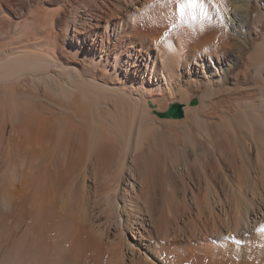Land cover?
Listing matches in <instances>:
<instances>
[{
    "label": "bare ground",
    "instance_id": "6f19581e",
    "mask_svg": "<svg viewBox=\"0 0 264 264\" xmlns=\"http://www.w3.org/2000/svg\"><path fill=\"white\" fill-rule=\"evenodd\" d=\"M123 1L124 15L106 0L78 2V16L69 20L64 35L71 58L56 56L57 35L49 32L50 52L0 54V264H264V195L251 198L241 185L234 188L232 180L242 172L229 158L226 168L222 144L215 141L222 128L235 125L211 122L202 131L198 104L184 105L183 120H162L156 113L168 95L178 93L188 102L192 92L205 87L204 106L216 85L230 87L229 79L236 85L247 80L249 86L259 75L264 82V0ZM25 5L28 14L35 10L32 0H0V13L13 15ZM9 19L4 20L8 27ZM93 24L101 31L91 30ZM150 36L155 40L141 44ZM40 72L48 78L44 87L54 92L55 100L45 94V106L36 97L18 98L9 85ZM247 102L237 112L241 128L252 136L253 126L264 130V114L256 111L264 106ZM163 125L177 133L163 136ZM165 143L173 153L155 151ZM244 143V157H238L250 161L257 145ZM214 157L225 168L208 174L206 165ZM195 176L204 186L194 183ZM163 185L172 194L164 203L166 214L158 207L159 217L157 190ZM222 187L236 196L229 197V205ZM94 195L93 213L86 203Z\"/></svg>",
    "mask_w": 264,
    "mask_h": 264
},
{
    "label": "rangeland",
    "instance_id": "374dc122",
    "mask_svg": "<svg viewBox=\"0 0 264 264\" xmlns=\"http://www.w3.org/2000/svg\"><path fill=\"white\" fill-rule=\"evenodd\" d=\"M80 1H82V0H32V3H33V6L35 7V10L33 11V12H31L30 14H28V10H29V6H27L26 7V5H25V8L24 9H20V11L17 9V13H14L13 15L12 14H6L5 12L3 13V14H1L0 15V17H1V22H4V20H6L7 22H8V19H9V17H10V19H12L11 21H10V19H9V21H10V24H11V26L9 25V27H8V23L5 21L4 23H1L0 24V54H2V55H4V53L5 54H10V53H13V52H22V51H26V52H30L29 51V49L32 51V53H44L45 51L44 50H46V52L45 53H47V52H50V48H48V46L50 47V43H48V41H46V40H48L47 39V37H46V34L48 35L49 33H50V35L51 36H54V35H57V46H58V48H60V50H62V51H60L58 48H56V56L58 55V56H60V57H65V58H71V55H69L68 54V52H69V49H68V45H67V43H66V41L64 40V35H65V30H67V28H68V26H67V23L69 22V20L70 19H74L75 17H77L78 15L76 14H74V12H76L77 10H80V8L79 9H77V7H78V2H80ZM85 1V0H84ZM87 1V0H86ZM100 1H102V0H100ZM105 1V0H104ZM161 0H157V3L159 4V5H163L164 4V2L163 3H161L160 2ZM164 1V0H163ZM165 1H167V0H165ZM106 2H108L109 4H110V6H112L113 7V5H115V7H117V12L119 11V14L120 15H124L125 13H126V6H125V3H124V1L123 0H106ZM121 2V3H120ZM153 2H151V3H149V4H152ZM149 4H147L146 5V7L147 8H152L153 7V5H154V3H153V5L151 6V7H148V5ZM125 6V7H124ZM61 9V10H60ZM76 9V10H75ZM40 11V12H39ZM61 11V12H60ZM16 12V11H15ZM27 12V13H26ZM39 12V13H38ZM54 12V13H53ZM78 13V12H77ZM23 16H22V15ZM253 14H254V12H253ZM5 15H7L8 16V18H7V16H5ZM75 15V16H74ZM17 16V17H16ZM6 18V19H4V18ZM26 17V18H25ZM27 17H28V22H26V24L25 23H23L24 21H26L27 20ZM26 20H25V19ZM124 18H126L125 16H123V17H121V19L123 20V21H125L124 20ZM19 19V21H20V23L18 22V21H16V20H18ZM121 19H119V20H121ZM3 20V21H2ZM24 20V21H23ZM16 22V23H15ZM52 22H54V23H52ZM14 23L17 25V23H18V25L16 26V25H14ZM5 26H4V25ZM12 24H13V26H14V28H13V26H12ZM20 24V25H19ZM24 24V25H23ZM101 24H103V22L101 23ZM7 25V26H6ZM97 25H99V24H97ZM97 25H95V24H93L91 27H92V29L91 30H94V29H99L100 31H101V27H97ZM38 26V27H37ZM19 29V31H18V29ZM25 30H24V29ZM42 28V29H41ZM6 30V31H5ZM103 30H106V28H105V26L103 27ZM20 32V33H19ZM49 32V33H48ZM2 34V35H1ZM7 37H6V36ZM42 35V36H41ZM4 36V37H3ZM153 36V35H152ZM27 38H28V40H27ZM43 38V39H42ZM46 38V39H45ZM149 39L150 40H155V39H152V37L150 36V37H148V38H146L145 40H146V42H144V41H141L142 43L141 44H144V43H148V41H149ZM15 40V41H14ZM20 40H22V41H20ZM31 40V41H30ZM10 41V42H9ZM33 41V42H32ZM45 42V43H44ZM48 43V46H47V43ZM166 42V41H165ZM168 42V41H167ZM9 43V44H8ZM12 43V44H11ZM60 43V44H59ZM5 44V45H4ZM66 44V45H65ZM14 45V46H13ZM3 46V47H2ZM35 46V47H34ZM38 46V47H37ZM40 46V47H39ZM8 47V48H7ZM6 48V49H5ZM48 48V49H47ZM124 48V47H123ZM4 49V50H3ZM37 49V50H36ZM42 49V50H41ZM36 50V51H35ZM48 50V51H47ZM64 50V51H63ZM2 51V52H1ZM13 51V52H12ZM39 51V52H38ZM155 51V50H154ZM61 53V54H60ZM66 54V55H65ZM126 57V56H125ZM73 60H75L74 58H73ZM124 65H125V63H124ZM212 67L214 68V69H216V70H218V67L216 66V65H214V64H212ZM200 70V69H199ZM51 72V71H50ZM255 71L253 70V73H254ZM45 73V72H44ZM41 74V72L40 73H38L37 74V76L36 77H33V76H31V78H29L30 76L29 75H27V76H25V77H23L22 79L20 78V79H18V80H13V84H12V82H11V84H9L10 86H11V88H13V87H15V88H13V89H15L14 91H17L18 92V90H19V92L17 93H15V94H19L18 95V98L20 97L22 100L24 99L25 101H27V100H30L29 98H32V97H36L39 101L37 102L39 105H42L43 104V106H45V104L47 105V102H48V100H47V98H48V94H50V98H52V100L54 99V97H52V96H54L53 94L51 95V92L52 93H54L53 91H50L51 89H49L48 87H47V85L44 87V83L46 84L47 83V79L48 78H46L47 76H45V74ZM203 72L200 70L199 72H198V75L199 74H202ZM215 74V79H219L220 78V72H219V70H218V72H215L214 73ZM43 75L45 76V77H43ZM27 77V78H26ZM120 77H122V73H120L119 74V78ZM258 77H260L259 75H257V78L255 77V81H254V78H252L251 80H249V86L248 85H246L245 86V84H247V80H246V82L244 81H242V83L241 84H238L239 85V87H240V85H241V87H240V89H238L239 87H236V86H238V85H236V84H233L234 82V79H229V80H231L230 82H228L229 84H230V87H225V88H223V86L221 87V86H215V88L213 89V90H215V92L214 91H212L211 90V92H209V93H212V92H214L215 94H213L212 93V95H208V97L207 98H209V99H212V101H210V103H212V104H206V105H208L207 107H209V108H207V107H205L206 105H204V106H202L201 104H200V98H201V96H202V94L205 92V91H203L204 89H205V87H203L202 88V90L200 91L199 89H198V91H195V92H192L191 93V95H190V97H188V102H186L187 101V98H183L184 100H186V101H184L183 99H181L179 96H178V93L177 94H174V95H172V97H171V95H168V96H166V99H164L163 100V105H162V107H161V111H165L166 109H168V107H169V105L171 104V103H173V102H181V103H184V105H189V106H196V104H198V108H199V113H197L198 115H200V116H198V121H199V127L200 128H203L202 129V131H204V128H206V126L208 125V126H212V125H220L221 123H223V124H228L229 123V125H230V123L232 122L234 125H235V129L232 127V126H234V125H231L230 127H232L231 129H229L228 131H227V129L226 128H222L223 130H221V135H219V137L221 136V137H223V138H225V139H222L221 137L220 138H218V136H216V138H215V141H216V143H220V144H222L221 145V148L220 149H222L221 151V155H222V158L224 159V165L226 166V168L227 169H230L231 167H230V164H227V159L229 158V159H231V161L233 160L234 161V167H235V169L239 172V173H241L242 172V174H241V177L239 176V175H235V177L233 178V180H232V183L234 182V188L235 187H237L238 185H241V191L243 190V189H245V191L243 190L242 192H244V193H246L247 195H248V197H251V198H255V196H258L259 195V193H260V195H264V130L262 129V130H260L261 129V126L260 125H257V127H256V125L255 126H253V128L255 127V133L253 134V135H255L254 137L256 138H253V135L252 136H249V132H246L244 129L245 128H241V127H243V124H241V122L242 121H240V120H242V115L241 116H239L240 114H241V108H243V106H245V104L247 105H249L250 103L249 102H247V101H254V100H256V101H254L253 103V106L255 107V106H257L256 104L258 103V106L259 105H263L264 106V103L262 104L261 103V100L260 99H264V85H262L261 84V87H260V83H263L264 84V82L259 78L258 79ZM46 78V79H45ZM40 79V80H39ZM42 79V80H41ZM61 79H63V77L61 78ZM29 80V81H28ZM38 80V81H37ZM32 81V82H31ZM44 81V82H43ZM219 81V80H218ZM253 81H254V83H253ZM258 83H257V82ZM262 81V82H261ZM20 83V85H17V84H14V83ZM18 83V84H19ZM35 83H37V84H35ZM244 83V84H243ZM251 83L252 84H255V86H251V88H250V85H251ZM256 83L258 84L257 86H259L258 88H257V86H256ZM30 84V85H29ZM33 84V85H32ZM13 85H15V86H13ZM43 85V86H42ZM37 86V87H36ZM243 86H244V89L245 88H247L245 91L243 90ZM262 86H263V88H262ZM30 87H33V88H30ZM46 87L48 88V92H46L47 90H46ZM219 87L221 88V90L219 89ZM253 87V88H252ZM255 87L257 88L256 90L258 91H256L255 90ZM28 88H29V90H28ZM44 88V89H43ZM230 88H232V90H230ZM234 88V89H233ZM250 88V89H249ZM41 89V90H40ZM217 89V90H216ZM261 89V90H260ZM25 90V91H24ZM29 92H27V91ZM228 90H230V91H228ZM233 90H234V92H233ZM252 90H255V91H252ZM20 91H22V92H20ZM31 91H35V92H31ZM45 91V92H44ZM203 91V92H202ZM249 91V92H248ZM250 91H252L253 93H251ZM263 91V92H262ZM26 92V93H25ZM50 92V93H49ZM201 94H200V93ZM224 92V93H223ZM231 92V93H230ZM242 92H243V95H241L242 94ZM254 92H255V94H254ZM29 95H28V94ZM32 93V94H31ZM34 93V94H33ZM35 93H38V94H35ZM40 93V94H39ZM43 93V94H42ZM196 93V94H195ZM199 93V94H198ZM228 93H229V95H228ZM249 95H248V94ZM258 93V94H257ZM261 93V94H260ZM263 93V94H262ZM21 94V95H20ZM23 94H27V96H31V97H27V96H23ZM45 94H47V95H45ZM193 94V95H192ZM224 94V95H223ZM246 94V95H245ZM252 94V95H251ZM34 95H38V96H34ZM43 95L44 96H46V98L45 97H43ZM239 97H238V96ZM241 95V96H240ZM43 98H42V97ZM200 96V97H199ZM225 96V97H224ZM243 96V97H242ZM252 96L254 97V98H256V99H254V98H252ZM25 97V98H24ZM26 97H27V99H26ZM199 97V98H198ZM221 98V99H219V98ZM241 97V98H240ZM249 98V99H246V98ZM251 97V98H250ZM258 97V98H257ZM263 97V98H262ZM168 98V99H167ZM171 98V99H170ZM229 98H231V99H229ZM240 98V99H239ZM242 98H245V99H243L242 100ZM57 99V98H56ZM197 100V103L196 104H192V101L193 100ZM214 99V100H213ZM216 99V100H215ZM226 101H225V100ZM260 101H259V100ZM43 100V101H42ZM55 100V99H54ZM168 100V101H167ZM224 100V101H223ZM240 100V101H239ZM247 100V101H246ZM17 101V100H16ZM31 101V100H30ZM165 101V102H164ZM215 101V102H214ZM236 101V102H235ZM242 101V102H241ZM258 101V102H257ZM264 100H262V102H263ZM40 102H43V103H40ZM45 102V103H44ZM221 103V106H220V103ZM224 102V103H223ZM242 104H241V103ZM245 102V103H244ZM247 102V103H246ZM34 103V102H33ZM187 103V104H186ZM216 105H215V104ZM238 103V104H237ZM240 103V104H239ZM48 104H49V102H48ZM244 104V105H243ZM228 105V106H227ZM240 105H242V106H240ZM251 105H252V103H251ZM167 106V107H166ZM210 106H215V111L213 112V107H210ZM233 106H234V108H233ZM257 106V107H258ZM257 107H256V109H257ZM259 107H261V106H259ZM162 108H163V110H162ZM165 108V109H164ZM210 108H212V109H210ZM221 108V109H220ZM231 108V109H230ZM261 108H263L264 109V107H261ZM208 111H207V110ZM226 109V110H225ZM238 109V110H237ZM239 109H240V114H238L239 112H237V111H239ZM230 112H229V111ZM259 110L261 111V112H259ZM201 111V112H200ZM207 113H206V112ZM209 111H212L213 113L212 114H210L209 113ZM236 111V112H235ZM257 112H259V113H261V114H264V113H262V112H264V110H261L260 108H258L257 110H256ZM216 112V113H215ZM218 112H221V114L220 115H218L217 113ZM226 112V113H225ZM256 112V113H257ZM229 113H230V116L231 115H233V117L231 116V117H229ZM186 114V113H185ZM205 114H207V116L205 115ZM217 114V115H216ZM223 114V115H222ZM208 115H210V116H212V117H210V116H208ZM225 115V116H224ZM238 116V117H240L241 119H239L238 117L237 118H235L236 116ZM158 116V115H157ZM213 116H214V118H213ZM159 117V116H158ZM186 117V115L183 117V118H178V119H172V120H183L184 118ZM207 117H209V118H207ZM223 117H225V118H223ZM160 118V117H159ZM219 118V119H218ZM223 118V119H222ZM230 118H232L231 120H230ZM160 119H162V120H165V119H167V118H160ZM209 119H210V121H209ZM213 119V120H212ZM217 119V120H216ZM227 119L229 120V122L227 121ZM235 119V120H234ZM206 120H208L207 122H206ZM223 120H226L225 122H222ZM233 120V121H232ZM205 121V122H204ZM213 121H217L218 123H216V122H213ZM220 121V122H219ZM231 121V122H230ZM240 121V122H239ZM202 122V123H201ZM204 122V123H203ZM215 123V124H212V125H210V123ZM240 124H239V123ZM208 123V124H207ZM11 124H9V126H8V129H7V139H9L10 140V129H11V126H10ZM237 126V127H236ZM240 126V127H239ZM104 127V126H103ZM164 128H168V129H164ZM238 130H237V129ZM252 128V129H253ZM104 129H106V127H104ZM103 128L101 129V131L103 130V132L104 133H106V131L104 130ZM172 131H171V130ZM225 129H226V131H225ZM233 130V131H232ZM234 130H236V131H234ZM260 130V131H259ZM161 134L163 135V136H165V137H171L172 135H173V132H174V134H176L177 133V129L175 130V127H173V126H170V125H163V127L161 128ZM219 131H220V129H219ZM224 131L225 132H227V133H225L224 134ZM232 131V132H231ZM165 132V133H164ZM176 132V133H175ZM229 132V133H228ZM254 132V131H253ZM172 133V134H171ZM220 133V132H219ZM224 135H223V134ZM235 133V134H234ZM258 133H260V134H258ZM262 133V134H261ZM166 134H168V135H166ZM228 134V135H227ZM234 134V135H233ZM239 134V135H238ZM170 135V136H169ZM236 135V136H235ZM237 135H238V137H237ZM259 137H257V136ZM8 136H10V137H8ZM225 136V137H224ZM237 137V138H236ZM250 137V138H249ZM263 137V138H262ZM241 138V139H240ZM252 138V139H251ZM219 139V140H218ZM226 139H227V141H226ZM238 139H240V140H238ZM8 140V143L9 144H11V141H9ZM225 140V141H224ZM238 140V141H237ZM251 141V140H255V143H256V145H257V149L255 148V150L253 151V150H251V152H250V156H252V158L250 157V161H249V159L247 158V156H246V159H245V161H243V160H240V158H241V156L242 157H244L243 155H241L243 152H245L244 150V146L246 145V143H244V142H248V141ZM115 141V140H114ZM117 141H115L114 143H116ZM227 142V143H226ZM233 142V143H232ZM237 142V143H236ZM235 143V144H234ZM219 144V145H220ZM117 145H118V143H117ZM117 145L115 144V146L117 147ZM168 144L167 143H165V145L162 147V148H155L156 150V152H164V153H168V151L169 152H171V153H173L172 152V150H173V148H171L169 145L167 146ZM235 145V146H234ZM239 147H238V146ZM119 146V145H118ZM227 146V147H226ZM224 147V148H223ZM238 148V149H234V148ZM259 147V148H258ZM11 148V147H10ZM160 149V150H159ZM219 149V150H220ZM227 149H228V151H227ZM232 149V150H231ZM243 149V150H242ZM234 150V151H233ZM258 151V153L256 154L255 152H257ZM233 151V152H232ZM241 153H240V152ZM243 151V152H242ZM226 152V153H225ZM229 152V153H228ZM231 153V154H230ZM233 153H235L234 155H233ZM236 153H238V154H236ZM225 154V155H224ZM240 154V158L238 157V155ZM258 154H259V156H258ZM237 155V156H236ZM235 156L237 157V158H235ZM239 158V159H238ZM214 159V160H213ZM212 159V163H210V164H208V167H207V165H206V171H207V173L209 174L211 171H210V169H214V170H221V168H222V170L225 168L224 167V165H223V163L222 162H218V160H216V158L214 157ZM237 161H236V160ZM252 159V160H251ZM258 160V161H257ZM246 161H247V163H246ZM217 162V163H216ZM251 162V163H250ZM243 164V165H242ZM200 167H201V165L199 164L196 168H197V171L199 172V173H202V170L201 169H203V167H201V169H200ZM220 167V168H219ZM245 168V169H244ZM251 169V170H250ZM201 171V172H200ZM241 171V172H240ZM245 174V175H244ZM245 177H244V176ZM254 176V177H253ZM221 177V178H220ZM197 178H198V180H197ZM243 178V179H242ZM195 184H198L199 182H203L202 184H203V186H204V181L201 179V178H199L198 176H195ZM239 179V180H238ZM217 180V182H218V184H220V182H221V184H222V182H223V176H218V178L216 179ZM256 181V182H255ZM239 182V183H238ZM241 182H242V184H243V182H244V184L242 185L241 184ZM250 182V183H249ZM181 183V184H180ZM200 183V184H201ZM258 183V184H257ZM201 184V185H202ZM205 184H206V182H205ZM220 184V185H221ZM248 184V185H247ZM208 185V184H207ZM255 185V186H254ZM166 186V187H165ZM179 186H181V187H179ZM202 186V187H203ZM163 187H165V189L163 188ZM168 185H163L162 187H160V188H162V189H158L157 191V194L158 193H160L161 192V194H158L157 196L159 197V199H158V204H161V205H159L158 206V204H157V210H156V214H158L160 211H161V213H163V214H166L167 213V206L165 205V204H168V200H169V198H167L166 199V197L170 194V193H168V192H171V188L169 187ZM178 187H179V189H180V192H182L183 191V182H178ZM205 187H206V185H205ZM205 187H203L202 189L203 190H205L204 188ZM247 188V191H246V188ZM249 187V188H248ZM226 187H222L221 188V193L220 194H222V199H225V201L227 202L228 201V205L231 203V200L232 199H234V197H236V196H233V197H230L232 194H229V191L227 192V190L225 189ZM243 188V189H242ZM169 189H170V191H169ZM250 189V190H249ZM161 190V191H160ZM160 191V192H159ZM163 191V192H162ZM168 191V192H167ZM263 193H262V192ZM166 192V193H165ZM163 193V194H162ZM262 193V194H261ZM172 194V193H171ZM171 194H170V196H171ZM224 194V195H223ZM251 194H252V196H251ZM228 195V196H227ZM234 195V194H233ZM255 195V196H254ZM260 195H259V197H256V199L258 198H260ZM95 196V195H94ZM94 196H93V198H94ZM183 197V194L182 193H180V198H182ZM229 197L231 198V200L229 201ZM85 198L86 197H84V200H83V202H85L86 203V200H87V198H86V200H85ZM93 198H91L89 201H91V202H88V200H87V206H88V209L87 210H90V212H91V210H93V213L94 212H96V206H94V205H96V201H95V199L96 198H98L97 196H95V198H94V202H92L93 201ZM163 199V200H162ZM166 199V202L164 201ZM184 199V198H183ZM183 199H181V200H183ZM162 200V201H161ZM164 201V202H163ZM183 202V201H182ZM90 203V204H89ZM93 203H94V205H93ZM165 203V204H164ZM94 206V208L95 209H93V206ZM162 204H164V205H162ZM184 204H182V206H183ZM165 206V207H164ZM91 209H90V208ZM158 207H159V209H160V211H159V209H158ZM161 208H162V210H161ZM166 208V209H165ZM95 210V211H94ZM166 212H164V211ZM158 212V213H157ZM163 214H160L159 213V215H157V216H159V217H161L160 215H163ZM158 217V218H159ZM227 241V240H226ZM227 242H230V241H227ZM232 242V241H231Z\"/></svg>",
    "mask_w": 264,
    "mask_h": 264
},
{
    "label": "water",
    "instance_id": "95a60500",
    "mask_svg": "<svg viewBox=\"0 0 264 264\" xmlns=\"http://www.w3.org/2000/svg\"><path fill=\"white\" fill-rule=\"evenodd\" d=\"M197 100H193L192 104H196ZM158 116L162 118H183L185 115L184 104L181 102H173L169 105L168 109L165 111H157Z\"/></svg>",
    "mask_w": 264,
    "mask_h": 264
}]
</instances>
